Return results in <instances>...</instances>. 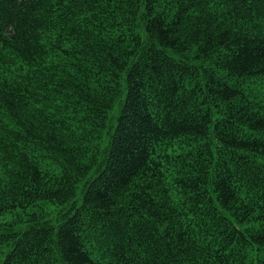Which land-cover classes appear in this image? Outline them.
Wrapping results in <instances>:
<instances>
[{"label": "trees", "instance_id": "1", "mask_svg": "<svg viewBox=\"0 0 264 264\" xmlns=\"http://www.w3.org/2000/svg\"><path fill=\"white\" fill-rule=\"evenodd\" d=\"M261 161L264 0H0V264H264Z\"/></svg>", "mask_w": 264, "mask_h": 264}, {"label": "snow or ice", "instance_id": "2", "mask_svg": "<svg viewBox=\"0 0 264 264\" xmlns=\"http://www.w3.org/2000/svg\"><path fill=\"white\" fill-rule=\"evenodd\" d=\"M152 27H156V22H155L154 19H153V24L149 28V31H151ZM152 47H154L155 50L160 54V56H159V59H160V62H161V69H160V71H161V75H163V72L167 70L166 66L164 65V59H165V57H164V49L163 48H160V47H157L155 45H152ZM233 70L235 71V69H233ZM130 99H131V102L132 103H135V101H134L133 98H130ZM261 163H264V161H261ZM2 219L3 218H0V222H2ZM65 227L68 229L69 233H71L72 231L79 232V227L77 226V222L76 221L67 220V222L65 224ZM2 259L3 258L0 257V260H2Z\"/></svg>", "mask_w": 264, "mask_h": 264}, {"label": "rangeland", "instance_id": "3", "mask_svg": "<svg viewBox=\"0 0 264 264\" xmlns=\"http://www.w3.org/2000/svg\"><path fill=\"white\" fill-rule=\"evenodd\" d=\"M0 218H3V219H2V222H0V223H3V222H6V221H9V220H10V218H9L8 215L0 216Z\"/></svg>", "mask_w": 264, "mask_h": 264}]
</instances>
